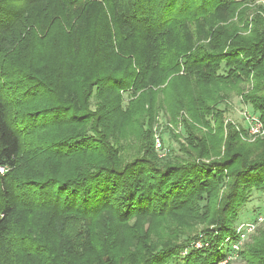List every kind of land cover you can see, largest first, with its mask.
<instances>
[{
	"label": "trees",
	"instance_id": "16d2710c",
	"mask_svg": "<svg viewBox=\"0 0 264 264\" xmlns=\"http://www.w3.org/2000/svg\"><path fill=\"white\" fill-rule=\"evenodd\" d=\"M250 3L0 0V264L227 259L264 194V137L226 121L236 95L264 129ZM178 120L184 142L159 157L157 124ZM254 235L244 264H264Z\"/></svg>",
	"mask_w": 264,
	"mask_h": 264
},
{
	"label": "rangeland",
	"instance_id": "374dc122",
	"mask_svg": "<svg viewBox=\"0 0 264 264\" xmlns=\"http://www.w3.org/2000/svg\"><path fill=\"white\" fill-rule=\"evenodd\" d=\"M262 4L264 5V0H254V3H250L249 6L251 8H255L258 5L263 6ZM253 14H254V11L251 12L249 18H251ZM45 54L46 56L47 55L50 56V51L48 50V46H46ZM49 63H50V66L53 64V62H51L50 60H49ZM228 109L229 110L226 115V121L228 120L232 122L233 124H235L239 129L245 130L247 128L248 117L250 114H252L249 107H247V105H244L242 103L239 96L235 95L231 98V100H229ZM166 124L163 123V121L162 122L160 121V123H158L155 128L154 134H156V132L160 133L159 137L162 141V146H164L165 149H171V150L173 149L176 151L178 150V145L176 143L177 139L178 141H180V143L184 142L183 141L184 132L182 130L181 121L178 120L177 124L172 125L173 128L167 127ZM259 127H260V130H263V131L254 133L251 130H249L247 131V137L245 139H248L247 141L249 142H253L256 139H260L264 137V129H263L261 122H260ZM174 137L176 139H174ZM256 217L257 218L261 217L264 220V194L254 192L250 198V201L244 207V209L242 210L240 214L238 223L235 226V231H237L240 227H242V225L254 222L253 220L257 219ZM261 226L262 228H264V221L259 225V227ZM255 233L256 231L248 235L246 239L243 242H241L242 244L240 245L239 251L244 250L245 247L251 243L252 238L255 236L254 235ZM225 244L226 246L229 247V244L227 242H225ZM239 258H240L239 255L236 256V254L231 253V255L230 254L227 255L226 261L228 260L230 262L229 264H244L243 262L240 261ZM225 262H222L220 264H226Z\"/></svg>",
	"mask_w": 264,
	"mask_h": 264
},
{
	"label": "built area",
	"instance_id": "2783aa9c",
	"mask_svg": "<svg viewBox=\"0 0 264 264\" xmlns=\"http://www.w3.org/2000/svg\"><path fill=\"white\" fill-rule=\"evenodd\" d=\"M166 125L169 128H173L172 127L173 124L167 123ZM259 125H260L259 118L256 115L250 114L248 117V120H247V128H248L247 131L251 130L254 133L263 131V130H260ZM159 135H160L159 132H156V134L154 135V148H155L156 152L158 153L159 157H163L166 154V149L164 148V146H162V141H161ZM5 172H7V170L5 168H0V174L1 175H4ZM263 221L264 220L261 217H259L252 223H247L245 225H242V227H240L236 231L237 239L235 241L226 240V242L229 244V248L231 249V252H229V254L230 255H231V253L237 254V252L239 251L240 245L242 244L241 242H243L248 235H250L251 233L256 231L258 226Z\"/></svg>",
	"mask_w": 264,
	"mask_h": 264
}]
</instances>
